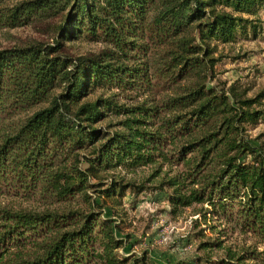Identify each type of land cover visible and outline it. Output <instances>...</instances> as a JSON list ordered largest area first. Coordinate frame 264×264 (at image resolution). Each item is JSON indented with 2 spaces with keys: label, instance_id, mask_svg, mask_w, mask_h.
<instances>
[{
  "label": "trees",
  "instance_id": "obj_1",
  "mask_svg": "<svg viewBox=\"0 0 264 264\" xmlns=\"http://www.w3.org/2000/svg\"><path fill=\"white\" fill-rule=\"evenodd\" d=\"M9 1L0 28L54 20L57 34L0 50V195L39 204L0 209V264H156L118 254L131 245L118 208L148 190L167 193L172 214L200 206L211 232L254 240L198 262L264 264V139L249 134L264 89L211 85L216 45L256 37L264 0ZM79 40L103 48L71 57ZM145 167L141 183L104 176ZM214 249L221 239L198 246Z\"/></svg>",
  "mask_w": 264,
  "mask_h": 264
},
{
  "label": "rangeland",
  "instance_id": "obj_2",
  "mask_svg": "<svg viewBox=\"0 0 264 264\" xmlns=\"http://www.w3.org/2000/svg\"><path fill=\"white\" fill-rule=\"evenodd\" d=\"M18 1L20 0H10L9 4ZM259 18L261 30L256 37L249 33L247 38H240L235 43L216 45L214 57L219 61L215 65V78L211 81V85L224 83L228 86L236 82L241 88L248 90V96L264 89V11L260 13ZM54 23V20H46L17 28H0V50L22 47L30 43L53 44V38L57 34ZM65 46L71 57L97 53L103 48L100 43L82 40L67 42ZM124 96L136 97L134 93H127ZM121 98L122 96H119L121 103H130L128 99ZM249 134L252 138L262 135L264 139V124L261 123L250 129ZM153 170L152 167L133 172L116 170L104 176L123 177L126 181L141 183L146 181ZM161 177L162 174L148 185L157 184ZM166 194L153 190L139 194L126 193L122 206L118 208L119 217L116 223H119L122 229L119 236L129 235V244L132 247L130 245L126 249H119V255L146 253L147 257L156 264H208L203 260L198 262V259L209 255L214 260L222 257L224 250L238 252L253 244L254 240L251 237L232 233L229 229L222 232L224 236L220 235L218 232L226 228L223 225L211 232L209 226L217 223L210 220L209 214L204 221L202 215L198 214L200 206L185 208L176 214L170 213L171 208ZM38 206L39 204L34 200L0 195V209L17 210L38 208ZM202 208L206 209L207 205ZM200 230H203L202 235H198ZM217 238L223 241L224 249L198 250L200 243Z\"/></svg>",
  "mask_w": 264,
  "mask_h": 264
}]
</instances>
